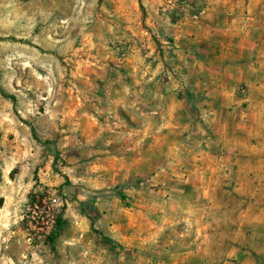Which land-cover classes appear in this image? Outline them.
<instances>
[{
	"label": "rangeland",
	"instance_id": "374dc122",
	"mask_svg": "<svg viewBox=\"0 0 264 264\" xmlns=\"http://www.w3.org/2000/svg\"><path fill=\"white\" fill-rule=\"evenodd\" d=\"M0 264H264V0H0Z\"/></svg>",
	"mask_w": 264,
	"mask_h": 264
},
{
	"label": "trees",
	"instance_id": "16d2710c",
	"mask_svg": "<svg viewBox=\"0 0 264 264\" xmlns=\"http://www.w3.org/2000/svg\"><path fill=\"white\" fill-rule=\"evenodd\" d=\"M1 94H3L4 96L10 98L12 101L15 100L14 96L12 94L6 93L5 91H1ZM124 195H121V198ZM63 219L61 217V215L57 214L51 224V230L50 232L46 235L47 236V240L52 244L55 237L60 233V230L62 229L63 226Z\"/></svg>",
	"mask_w": 264,
	"mask_h": 264
}]
</instances>
